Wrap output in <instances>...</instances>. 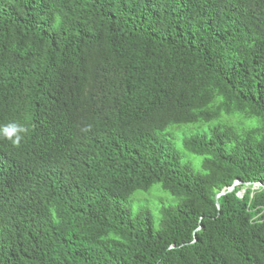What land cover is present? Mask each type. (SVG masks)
Listing matches in <instances>:
<instances>
[{"label":"trees","instance_id":"obj_1","mask_svg":"<svg viewBox=\"0 0 264 264\" xmlns=\"http://www.w3.org/2000/svg\"><path fill=\"white\" fill-rule=\"evenodd\" d=\"M0 264H264V0H0Z\"/></svg>","mask_w":264,"mask_h":264},{"label":"rangeland","instance_id":"obj_2","mask_svg":"<svg viewBox=\"0 0 264 264\" xmlns=\"http://www.w3.org/2000/svg\"><path fill=\"white\" fill-rule=\"evenodd\" d=\"M227 116L224 115L217 121H213L212 123L205 126V130H208L210 127L215 126L217 124H223L227 121ZM236 124V123H235ZM245 124H256V120H252L251 122H245ZM242 123H240V127H244ZM190 128H175L172 127L167 131L171 141L174 144L176 152L187 160L188 158H192L195 160V168L197 170H201V159L202 157H198L195 155H190L184 150L183 147V138L185 134H188ZM242 193V191H241ZM243 194V193H242ZM239 196L240 195L239 193ZM131 202L129 203L132 206L133 210L136 212L137 210L146 208L148 209L155 221L156 226L158 227L160 221V208L162 205H170L175 203L174 198L166 191L162 190L159 184H155L152 186L149 192L138 191L131 198Z\"/></svg>","mask_w":264,"mask_h":264},{"label":"water","instance_id":"obj_3","mask_svg":"<svg viewBox=\"0 0 264 264\" xmlns=\"http://www.w3.org/2000/svg\"><path fill=\"white\" fill-rule=\"evenodd\" d=\"M240 183H241V181L236 180V181L233 183L232 186H230L228 189H225V190L221 191V192L217 195V197H219L220 195H223V194H225V193H227V192H231V191L235 188V186H236L237 184H240ZM255 185L263 186L262 183H255ZM242 193H244V191H242ZM242 193L240 192V195H242ZM217 205H218V204H217Z\"/></svg>","mask_w":264,"mask_h":264}]
</instances>
